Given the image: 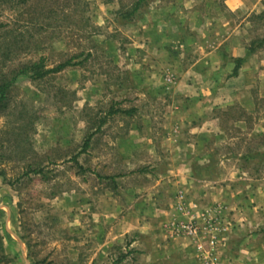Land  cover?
Here are the masks:
<instances>
[{"label": "rangeland", "instance_id": "rangeland-1", "mask_svg": "<svg viewBox=\"0 0 264 264\" xmlns=\"http://www.w3.org/2000/svg\"><path fill=\"white\" fill-rule=\"evenodd\" d=\"M9 1L0 264H264V0Z\"/></svg>", "mask_w": 264, "mask_h": 264}, {"label": "trees", "instance_id": "trees-1", "mask_svg": "<svg viewBox=\"0 0 264 264\" xmlns=\"http://www.w3.org/2000/svg\"><path fill=\"white\" fill-rule=\"evenodd\" d=\"M3 4L6 5L8 4L10 1L9 0H2ZM29 0H17V3L19 4H27ZM145 0H133L132 4H131V8L129 10H127L125 12V16L130 18L132 17L135 12L138 10V8L140 7L141 3L144 2ZM41 14V13H40ZM16 44L18 43V41H12V44ZM14 44V45H15ZM16 47V46H14ZM8 47H4V52L8 55L10 52L14 51L12 50L13 48H11V50H9ZM8 50V51H7ZM83 52H79V54H74L70 57H68L67 59H64L56 64H53L52 66H50V68L44 69L43 65L41 63H33V64H25L23 65L21 68H19L17 70V72H15V76L9 80V81H3L0 83V109L3 107L2 102L5 99V93L10 85V83L13 81V79L17 76V75H21V74H28V73H32V77L35 78H39V77H43L46 74L49 73H54V72H59L62 69H64L65 67L69 66V65H73L75 64V62H72L73 59H75L76 57H79ZM243 61V58H237L236 59V65L234 67L233 70V75L236 74L237 69L239 68L241 62ZM75 160V158H73ZM36 172V171H35Z\"/></svg>", "mask_w": 264, "mask_h": 264}, {"label": "built area", "instance_id": "built-area-1", "mask_svg": "<svg viewBox=\"0 0 264 264\" xmlns=\"http://www.w3.org/2000/svg\"><path fill=\"white\" fill-rule=\"evenodd\" d=\"M188 228H190V227L187 226V229ZM190 229L189 230H183V231H185L187 234H191L193 236L197 235L199 232V230H194V228H193V230H190ZM213 244H214V241L211 240L210 241L211 249L213 248ZM196 247L203 254V257L205 258V264H219L217 262V258L215 257V255H213L211 251L210 252H207L208 250L205 251L204 246L200 241L197 242Z\"/></svg>", "mask_w": 264, "mask_h": 264}, {"label": "crops", "instance_id": "crops-1", "mask_svg": "<svg viewBox=\"0 0 264 264\" xmlns=\"http://www.w3.org/2000/svg\"><path fill=\"white\" fill-rule=\"evenodd\" d=\"M182 252H183V250L178 248V254L182 253Z\"/></svg>", "mask_w": 264, "mask_h": 264}]
</instances>
